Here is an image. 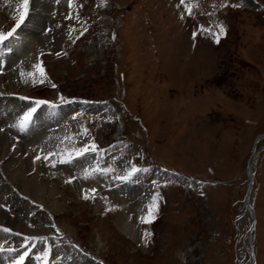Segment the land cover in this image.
Listing matches in <instances>:
<instances>
[{
  "label": "rangeland",
  "instance_id": "1",
  "mask_svg": "<svg viewBox=\"0 0 264 264\" xmlns=\"http://www.w3.org/2000/svg\"><path fill=\"white\" fill-rule=\"evenodd\" d=\"M34 1L0 0V133L47 190L0 158V204L45 230L0 226V264H264V0Z\"/></svg>",
  "mask_w": 264,
  "mask_h": 264
},
{
  "label": "bare ground",
  "instance_id": "2",
  "mask_svg": "<svg viewBox=\"0 0 264 264\" xmlns=\"http://www.w3.org/2000/svg\"><path fill=\"white\" fill-rule=\"evenodd\" d=\"M50 5L51 4H49L45 0L34 1V4L32 6L34 9L31 11V15L35 16L34 19L38 21V24L42 23V21L45 19L44 17L45 15L43 14V12H45L46 14V12H48V10L50 9ZM31 32H32V36H31L32 38H30L31 40L38 39L41 44L45 43L46 36L44 34L38 33L35 28H33ZM27 48L30 49L31 47L27 46ZM11 80H12V77H11ZM72 106L74 107L75 105L72 104ZM69 108H71V105L68 106V109ZM68 109H66V111ZM75 109L76 108H74L73 112L76 111ZM1 125L2 124L0 121V129H1ZM10 140H12V138L8 134L0 133V158H4V162H5L4 169L6 173L7 174L10 173L12 180L20 184L26 193L30 194L31 196H33L34 198H37L40 201H44L45 193L47 189L40 188L37 182V177H38L37 174L39 171H37V174L35 176H28L27 173L31 170V164L29 160L23 161L21 157H19L14 161H9L10 159L7 158L11 154L10 148H11L12 142ZM25 149H26L25 146H19L16 148L15 151L21 152V155H22L25 152ZM256 151H258V148L254 150L255 153ZM257 157L258 156H256L255 154L252 155L250 162H249L250 169L254 168V160H257ZM18 164H19L18 168L13 169L14 166ZM50 193H51L50 196L52 197L54 194V191L51 190ZM251 201H252V197H250V201L247 202V204H249L247 205L249 208H250ZM54 207L56 208L57 205L56 206L53 205V208ZM0 223L5 224V226L7 225L8 227L13 228V229H21V230H26V231L31 230L32 233L45 230L42 225H37L31 229V225L27 222L26 217L21 216L20 213L16 215L10 214L9 212H7L6 209L2 207V204H0ZM120 226L123 232L127 234L131 239H134L136 242H140V237H137L136 234L133 232V230L129 226H127L126 224H123L122 221H120ZM2 245L3 244L1 242L0 246Z\"/></svg>",
  "mask_w": 264,
  "mask_h": 264
},
{
  "label": "snow or ice",
  "instance_id": "3",
  "mask_svg": "<svg viewBox=\"0 0 264 264\" xmlns=\"http://www.w3.org/2000/svg\"><path fill=\"white\" fill-rule=\"evenodd\" d=\"M22 3L24 4L25 6V10H26V5H27V0H22ZM69 3L71 4V0H69ZM190 10V9H189ZM25 15V11H20L19 12V19L16 21V24L19 25V23L21 22V20L23 19ZM15 27V26H14ZM14 27L13 29H10L8 32H3V31H0V40H4L7 36H10L12 35L13 31H14ZM224 32V29H223V26L221 25L220 26V32L219 34H223ZM36 68L40 71V73L43 75L44 74V70L43 68L40 66V65H36ZM29 75H32V73H29ZM35 82V81H34ZM54 86V85H53ZM27 99V98H26ZM37 104H41V103H50L48 101H43V100H37L36 101ZM34 111V109H29L28 112H26L24 114V117L22 118V121H21V130H23L27 120L30 118V114L31 112ZM93 148H95V145L93 144L92 145ZM88 150V145H84V147L78 151H76V155H80L83 151H87ZM51 155V154H49ZM67 159H71V156L67 157ZM137 171V168L135 165H133L130 170H129V175L132 173V172H135ZM128 176H124L123 179H127ZM93 192L95 191L94 189L92 190ZM155 200V197L153 198ZM154 205H149V212L151 213L152 209H153ZM10 231V230H9ZM27 243V241H25ZM28 253L27 252H24L23 254L19 255L15 260H13L11 262V264H22V261L24 260L25 256L27 255ZM47 254H48V250L45 249L44 252L42 254H37L38 256L42 255L43 257H47Z\"/></svg>",
  "mask_w": 264,
  "mask_h": 264
},
{
  "label": "water",
  "instance_id": "4",
  "mask_svg": "<svg viewBox=\"0 0 264 264\" xmlns=\"http://www.w3.org/2000/svg\"><path fill=\"white\" fill-rule=\"evenodd\" d=\"M252 175H253V172L251 171V177H252Z\"/></svg>",
  "mask_w": 264,
  "mask_h": 264
}]
</instances>
